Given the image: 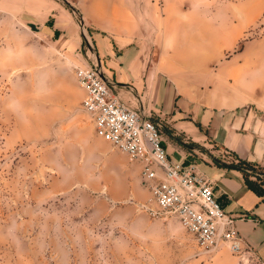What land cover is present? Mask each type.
Here are the masks:
<instances>
[{
    "label": "rangeland",
    "instance_id": "374dc122",
    "mask_svg": "<svg viewBox=\"0 0 264 264\" xmlns=\"http://www.w3.org/2000/svg\"><path fill=\"white\" fill-rule=\"evenodd\" d=\"M115 29L264 98V0H0V264H243L149 214L140 164L96 135L76 66L106 72L94 35Z\"/></svg>",
    "mask_w": 264,
    "mask_h": 264
},
{
    "label": "crops",
    "instance_id": "0c3cea01",
    "mask_svg": "<svg viewBox=\"0 0 264 264\" xmlns=\"http://www.w3.org/2000/svg\"><path fill=\"white\" fill-rule=\"evenodd\" d=\"M94 40L107 56L114 91L161 123L173 161L194 162L213 180L219 200L264 263V183L247 166L264 171V98L223 77L202 86L176 71L171 55L149 58L127 31L99 33Z\"/></svg>",
    "mask_w": 264,
    "mask_h": 264
},
{
    "label": "built area",
    "instance_id": "2783aa9c",
    "mask_svg": "<svg viewBox=\"0 0 264 264\" xmlns=\"http://www.w3.org/2000/svg\"><path fill=\"white\" fill-rule=\"evenodd\" d=\"M76 77L84 90L82 108L96 135L140 164L149 192L145 210L153 216L178 218L205 253L224 245L243 264L258 259L255 248L241 235L236 217L219 200L213 180L196 163L169 156L161 123L122 101L102 65H78Z\"/></svg>",
    "mask_w": 264,
    "mask_h": 264
}]
</instances>
